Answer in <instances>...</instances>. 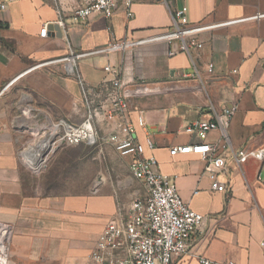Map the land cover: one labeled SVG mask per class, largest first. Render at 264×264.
Returning <instances> with one entry per match:
<instances>
[{"label":"crops","instance_id":"obj_1","mask_svg":"<svg viewBox=\"0 0 264 264\" xmlns=\"http://www.w3.org/2000/svg\"><path fill=\"white\" fill-rule=\"evenodd\" d=\"M59 4L70 23L78 0H59ZM182 5L188 7L190 24L264 13V0H133L131 17L121 10L111 18L94 16L86 24L74 25L69 43L75 51H90L114 38L164 31L171 25V11ZM56 8V0H17L0 10V221L11 228L8 264H90L98 233L129 205L118 203L105 183L95 192L62 197L25 192L20 151L31 122L21 109L32 111L30 91L38 96L39 113L46 118L49 114L78 123L85 113L77 81L61 63L32 68L67 54L61 32L60 37L53 29L45 37L39 35L43 23L48 28L56 23ZM196 39L202 46L191 49V57L185 52L169 56V45L156 42L123 53L84 57L78 60V70L88 84L97 85L109 78L103 71L107 62L119 67L135 136L144 142L148 135L155 144L145 155L156 158L159 170L175 182L183 200L205 216L189 253L175 257L172 264H199V257L219 264H264L260 246L264 158L249 157L240 167L228 159L227 174L217 176L228 188L220 192L211 191L198 155L169 153L173 146L198 140L183 130L185 125L210 120L232 104H237L228 127L232 148H264V18L203 32ZM139 110L145 130L136 125ZM216 137L212 131L206 140ZM122 159L128 170V160ZM129 178L141 185L130 173ZM136 195H144L143 187L134 191Z\"/></svg>","mask_w":264,"mask_h":264},{"label":"built area","instance_id":"obj_2","mask_svg":"<svg viewBox=\"0 0 264 264\" xmlns=\"http://www.w3.org/2000/svg\"><path fill=\"white\" fill-rule=\"evenodd\" d=\"M0 0V10H5L9 2ZM133 0H78V6L71 11V21L63 18V9L57 2V20L62 36L67 42V54L56 59L39 63L32 68L49 63H61L66 73L73 76L80 90L81 105L84 115L80 122L70 123L63 117L47 119L41 124L43 131L37 139L20 151L39 140L47 141L46 156L65 145L95 144L110 146L120 157L128 160L130 176L139 181L144 195L133 197L125 211L116 212L98 233L93 249L89 254L90 264H172L175 257L190 251L191 242L205 216L190 208L183 200L175 182L159 170L158 162L152 155H145V150H153L155 144L147 135L144 142L139 141L136 126L129 117V99L124 91L119 67L107 62L103 71L109 76L97 85L88 84L78 70V60L96 55L123 53L140 45L166 42L167 54L185 52L190 57V50L201 48L197 35L213 31L245 20H260L264 13L241 19H231L212 23L190 24L188 7L182 5L171 11V25L168 29L143 37L125 36L111 39L104 47L90 51H75L69 43V35L76 24H86L94 16L111 18L119 10L126 17L132 16ZM48 33V23L42 24L41 37ZM192 59V58H191ZM193 62V60H192ZM212 65H207L211 72ZM7 83L2 91L9 86ZM27 109V108H26ZM237 110V104L225 106L215 112L210 120H196L184 127V131L197 136L196 142L173 146L170 155L196 154L203 161V171L210 180L211 191L225 192L226 182L219 181V174H227V160L240 167L249 157L264 158V148L257 150H234L228 135L230 121ZM27 115L30 126L36 125V115L31 109L22 110ZM136 125L145 130L146 120L139 110ZM215 131L214 141H207L210 132ZM101 133V134H100ZM45 164V163H44ZM6 234L7 244L0 253V264H8V246L11 228L0 221V237ZM264 247V239L260 242ZM199 264H219L205 257L198 258ZM226 264H234L228 261Z\"/></svg>","mask_w":264,"mask_h":264},{"label":"rangeland","instance_id":"obj_3","mask_svg":"<svg viewBox=\"0 0 264 264\" xmlns=\"http://www.w3.org/2000/svg\"><path fill=\"white\" fill-rule=\"evenodd\" d=\"M29 96L33 102L31 113L36 115V125L30 126L24 134L25 142L22 149L39 137L43 131L41 124L54 117L48 114L46 118L40 114L38 106L41 103L38 96L33 91H30ZM22 110L27 109L22 108ZM27 154L31 160L29 163L37 167L40 162L37 161L36 156H33L30 149ZM21 165L25 192L40 197H62L95 192L97 187L105 183L115 192L117 202L127 206L134 197V191L142 190L138 182L130 180L124 159L108 146L84 143L65 145L50 154L38 171L22 161Z\"/></svg>","mask_w":264,"mask_h":264},{"label":"bare ground","instance_id":"obj_4","mask_svg":"<svg viewBox=\"0 0 264 264\" xmlns=\"http://www.w3.org/2000/svg\"><path fill=\"white\" fill-rule=\"evenodd\" d=\"M29 70V69H28ZM46 148H47V141L45 139L39 140L35 142L34 144L30 145L28 149H26L22 153L23 159L29 164V166L35 170L38 171L46 162L47 156H46ZM30 149V151L33 153V156H36L37 161L40 162V164L37 167H33L29 161L31 160L28 157L27 151ZM31 157V155H29ZM7 244V237L6 234H2L0 237V253L3 252V250L6 248Z\"/></svg>","mask_w":264,"mask_h":264},{"label":"water","instance_id":"obj_5","mask_svg":"<svg viewBox=\"0 0 264 264\" xmlns=\"http://www.w3.org/2000/svg\"><path fill=\"white\" fill-rule=\"evenodd\" d=\"M49 30L50 29H53V30H55V31H58L59 33H58V36L60 37V28H59V26L57 25V23H50V25H49V28H48Z\"/></svg>","mask_w":264,"mask_h":264}]
</instances>
